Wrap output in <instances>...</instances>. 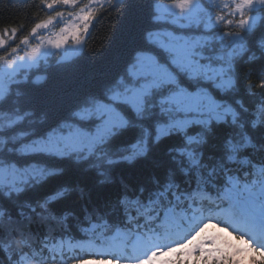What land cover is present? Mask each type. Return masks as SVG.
I'll use <instances>...</instances> for the list:
<instances>
[{
  "label": "trees",
  "instance_id": "16d2710c",
  "mask_svg": "<svg viewBox=\"0 0 264 264\" xmlns=\"http://www.w3.org/2000/svg\"><path fill=\"white\" fill-rule=\"evenodd\" d=\"M38 3L39 0H0V28L12 25L23 28L34 19L38 11L34 5ZM152 15V0H113L110 5L104 4L86 37L85 46L77 55L65 61L57 51L50 55L48 62L31 71L26 82L12 83V92L0 112H17L26 117L17 127L0 131V134H27L22 139L9 140L0 150V159L19 166L35 165L51 174L44 178L29 176L19 183V192L0 187V212L3 213L0 264H14L5 247H10L14 255L22 250L32 253L34 259L25 264H59L61 258L69 259L66 252L69 243L86 242L88 234L82 229L93 224L98 225L93 233L95 238L99 233L107 236L116 228L131 227L133 241L137 230L142 233L147 229H133V225H129L121 204L124 195L147 203L150 196L168 183L178 186L181 192L190 193L200 185L216 193L226 186L227 176L250 183L256 176V167L264 165V111L258 107L264 106V91L249 83L250 78L258 80L264 75V20L259 27L246 30L235 47L224 46L223 41L217 39L220 30L213 29L212 39L199 48L206 61L211 59L231 67L230 87H216L217 80L208 82L206 87L215 99L231 108L232 113H225L222 120L212 116L209 120L201 118L207 123L192 124L187 135L196 136L198 143L188 145L187 136L182 132H173L155 141V125L164 117L160 105L153 100L142 116L122 106L130 120L128 127L115 131L92 155L79 152L57 157L38 152L23 156L18 152L25 139L45 136L52 127L70 119L86 99L106 95L134 53L147 47L148 31L169 28L177 33L182 30L211 33L202 27L181 29L153 23ZM159 54L166 62V55ZM36 72H44L43 83H33ZM94 123L88 122L87 127L91 129ZM146 133H149L146 153L131 161L125 159L133 146L145 139ZM184 150L193 151L198 163L193 164ZM231 155L236 159L230 160ZM57 192H63V197L50 200ZM61 240L63 252L56 247L54 253L41 255L46 242L51 249ZM88 258L115 260L119 259V253Z\"/></svg>",
  "mask_w": 264,
  "mask_h": 264
},
{
  "label": "snow or ice",
  "instance_id": "6c2138e0",
  "mask_svg": "<svg viewBox=\"0 0 264 264\" xmlns=\"http://www.w3.org/2000/svg\"><path fill=\"white\" fill-rule=\"evenodd\" d=\"M104 4H107V0H104V3H101V0H39L38 5H34L38 8L34 19L29 20L23 28L19 25L0 28V50L11 47L20 39L24 40L25 45H29L32 37L40 36L41 43L31 46L27 52V56L33 61L28 67H38L39 57L45 47L65 49L66 45H71L67 48V52L77 53L80 51L78 46L81 44V37L85 33L88 36L91 32L92 25L101 14ZM157 10L162 15L167 12V9H160V6H157ZM65 13H71V15L65 17ZM190 21L192 25L199 23L198 11L193 14ZM191 27L193 26L188 28ZM29 32L32 33V37L28 36ZM42 33L48 34L41 35ZM205 41L206 36L201 34H196L193 38L183 33L178 34L172 29L148 31L145 36L147 47L138 49L134 53L124 72L119 74L109 86L106 95L86 99L78 107V111L75 114L72 113L70 119L52 127L45 136L30 141L25 139L19 145L18 152L23 156L38 152L57 157L79 152L92 155L109 141L115 129L128 127V116L122 110V106H127L137 116H142L153 100L160 105L159 110L164 117L155 125L153 136L155 141L158 142L173 132H182L187 136L188 145L198 143V138L187 135V132L192 124L207 123V121L194 119L193 114L209 113L216 119H224L217 113L218 106L209 94L206 84L215 81L217 76L221 77L219 83L215 85L218 88L230 87L232 83L230 79L222 78L225 71L223 67L213 68L211 65L202 63L199 58L201 55L199 48L203 47ZM160 52L166 55V62L161 60ZM3 59L4 57L0 56V60ZM68 59L70 58L64 57L65 61ZM43 79L46 77H36L38 81ZM12 88V82L6 85L0 84V108L9 97ZM233 119H235V113H233ZM20 120L21 117L12 118L8 113L0 112V131H4L5 126L7 129L17 127ZM90 121H95L91 130L87 127ZM147 135L149 133H146L144 140L133 146L134 150L128 153L125 159L131 161L146 153ZM184 151L193 164L198 163L193 151ZM235 151L234 146L233 152ZM229 159L235 160L236 156L231 155ZM108 163H112V160L109 159ZM257 172L260 176H264V165H258ZM49 174H51L50 171L46 172L44 168L35 165L21 169L14 162L0 159V187L16 192L21 190L19 183L27 180L29 176L44 178ZM225 187L229 190L232 208L252 217L254 225L260 230V234L264 235V181L241 185L239 177L229 175L226 177ZM210 193L200 185L190 193L181 192L178 186L168 183L150 196L147 203L140 198L124 195L121 204L125 208L130 226L135 224L136 229H140L141 226L149 229L154 228L157 221L159 223L163 221L169 225L175 224L181 214L192 211L190 204H196L197 196L203 197ZM242 193H247V197L242 199ZM63 195V192L53 193L50 200L61 199ZM161 206L163 211H160ZM145 209L148 211H144ZM2 216L3 213L0 212V217ZM141 220L144 223H141ZM2 227L3 222L0 220V230ZM97 228L98 225L93 224L90 228L82 229L88 234L84 239L86 242L76 244L88 248H94L100 244V241L93 236ZM106 237L110 238V247L116 248L131 243L133 231L131 227L126 230L116 228ZM137 239L136 237L135 240ZM47 244L48 242L44 244L41 255L50 251L54 253L56 247L63 252V240L51 249ZM68 245L73 246L72 243ZM4 251L9 254V259L13 260L14 264H25V261L34 259L32 253L27 250H22L15 255L10 247H5ZM96 254L105 253L97 252ZM89 255L92 254L89 253Z\"/></svg>",
  "mask_w": 264,
  "mask_h": 264
},
{
  "label": "clouds",
  "instance_id": "9594fccd",
  "mask_svg": "<svg viewBox=\"0 0 264 264\" xmlns=\"http://www.w3.org/2000/svg\"><path fill=\"white\" fill-rule=\"evenodd\" d=\"M112 3L113 0H107V4ZM157 6L167 9V12L162 15ZM152 11L153 23L170 24L181 29L190 26L202 27L205 31L219 29L217 39L222 40L224 46L235 47L246 30L259 27L264 20V0H152ZM197 11L200 21L192 25L190 18ZM70 15L64 14L65 17ZM28 36L32 37V33L29 32ZM86 37V33L81 37L80 46H84ZM211 39V36H206V40ZM39 43L40 36H35L29 45L20 39L11 47L0 50V56L4 57L0 60V84L21 79L27 81L28 73L36 69L28 67L33 61L27 52L31 46ZM61 49L64 48L45 47L39 60L46 51ZM44 80L34 79L33 83L41 84ZM249 83L264 91V75L258 80L250 78ZM258 107L264 111V106ZM76 111L78 109L73 114ZM244 176L247 177L248 173L245 172ZM260 181H264V176L257 172L251 183ZM240 183L245 184L241 180ZM196 201L195 205L190 204L192 211L181 214L175 224L162 221L138 234V239L131 243L113 248L110 247V238L99 233L96 239L100 244L94 248L81 247L76 243L67 245L69 259L61 258L59 264H97V261L88 258L97 252H118L119 259H115L114 264H121V261L123 264H264V235L260 234L252 217L232 208L227 187L203 197L197 196Z\"/></svg>",
  "mask_w": 264,
  "mask_h": 264
},
{
  "label": "rangeland",
  "instance_id": "374dc122",
  "mask_svg": "<svg viewBox=\"0 0 264 264\" xmlns=\"http://www.w3.org/2000/svg\"><path fill=\"white\" fill-rule=\"evenodd\" d=\"M175 31V30H174ZM176 32V31H175ZM180 33H183V34H186V35H190V36H192L193 38L195 37V35L196 34H201V35H203V36H213V32L211 31V33L210 34H207V35H204V34H202V32H195V31H184V30H182L181 32H179L178 34H180ZM84 46H85V44H84ZM84 46H78L79 48H80V51L83 49V47ZM68 47H71V45H67L66 46V48L65 49H61V50H59V52H60V56H63L61 59H64V57L65 56H67V57H73V56H75V55H77L79 52H77V53H71V52H67V48ZM57 51L56 50H49V51H46L45 52V54L41 57V59L38 61V66L40 67L41 65H42V63L43 62H48V60H49V57H50V55H52V54H54V53H56ZM67 52V53H66ZM199 53L201 54V52H200V49H199ZM199 58L201 59V61H202V63H205V64H208V65H211L213 68H219V67H223L224 69H225V71H224V74H223V79H229V77H230V75H231V73H230V70H231V67H229V65H227V64H224V65H219V63H216V62H214L213 60H209V61H206L205 59H204V57L202 56V54L199 56ZM33 71V70H32ZM31 74H32V72L30 71L29 73H28V78L31 76ZM44 75V72H36L34 75H33V79H36V77L37 76H43ZM210 75H211V73H210ZM221 79V77L220 76H217L216 77V80L217 81H219ZM22 80V79H21ZM21 80H17V81H21ZM17 81H13V82H17ZM12 82V83H13ZM212 97H213V95L211 94V93H209ZM213 99H214V102H215V104L218 106L217 107V109H216V111H217V113L218 114H220V115H222L223 117L227 114V112H230V113H232V110L229 108V107H225L224 106V104L223 103H221L220 101H218L217 99H215L214 97H213ZM225 109H230L231 111H225ZM5 113H8V114H10V116L12 117V118H15V117H21V120L20 121H23L24 119H25V117H26V114H19V113H17V112H5ZM226 113V114H225ZM212 116H214V115H212V114H209V113H205V114H193V118L195 119V118H199V120H201V118L202 119H210ZM215 117V116H214ZM106 118V117H105ZM128 118V117H127ZM128 120H129V118H128ZM19 121V122H20ZM129 123H130V120H129ZM5 129H7V127L5 126ZM91 130V129H90ZM117 130H119V128H117V129H115L114 130V132L115 131H117ZM21 134H24V135H21ZM26 134L27 133H24V132H18V133H14V134H12V135H10V136H3V135H1L0 134V150H1V148H3L6 144H7V142L9 141V140H13V141H16V140H19V139H22V138H24L25 136H26ZM35 139H38V138H35ZM35 139H32V140H35ZM133 150H134V148H133ZM17 165V164H16ZM17 167L18 168H21V169H23V168H30V167H32V166H19V165H17ZM32 177H36V176H32ZM97 264H104L102 261H99V262H97ZM105 264H114V262H108V263H105Z\"/></svg>",
  "mask_w": 264,
  "mask_h": 264
}]
</instances>
